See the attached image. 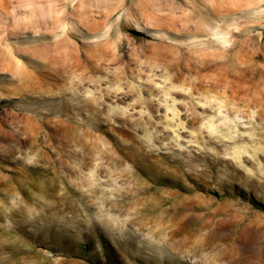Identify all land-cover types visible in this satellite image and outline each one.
<instances>
[{"label":"rangeland","instance_id":"374dc122","mask_svg":"<svg viewBox=\"0 0 264 264\" xmlns=\"http://www.w3.org/2000/svg\"><path fill=\"white\" fill-rule=\"evenodd\" d=\"M0 264H264V0H0Z\"/></svg>","mask_w":264,"mask_h":264}]
</instances>
